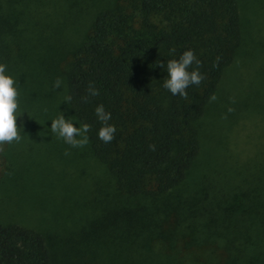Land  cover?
<instances>
[{
	"label": "trees",
	"instance_id": "obj_1",
	"mask_svg": "<svg viewBox=\"0 0 264 264\" xmlns=\"http://www.w3.org/2000/svg\"><path fill=\"white\" fill-rule=\"evenodd\" d=\"M185 48L203 78L173 96L160 64ZM0 63L24 111L0 264H264V0H0ZM59 111L84 146L48 132Z\"/></svg>",
	"mask_w": 264,
	"mask_h": 264
},
{
	"label": "clouds",
	"instance_id": "obj_2",
	"mask_svg": "<svg viewBox=\"0 0 264 264\" xmlns=\"http://www.w3.org/2000/svg\"><path fill=\"white\" fill-rule=\"evenodd\" d=\"M159 64V63H158ZM200 61L197 59L191 48H185L178 56L167 59L161 67H163L166 75L161 79V87L166 89L171 95H179L185 97L187 95L185 89L189 85H198L203 78V74L199 71ZM62 80L57 77L51 83L52 89L62 87ZM87 95L80 97L84 103L88 102L89 96H97L98 89L89 82L86 88ZM18 82L6 70V65L0 63V144L14 143L21 140V128L16 124V118L21 112L18 100ZM215 100V96L210 97ZM72 100L70 94H64L62 102L67 104ZM231 109H229L230 111ZM46 111V109H45ZM94 115L100 126L96 129V137L104 143H108L113 139V133L116 131L115 126L108 123L110 113L105 111L102 104H96L93 108ZM47 126L48 132L60 139L72 148H79L88 142L87 132L89 125L80 123L74 126L71 118H66L60 111L50 120ZM152 149L153 145H149Z\"/></svg>",
	"mask_w": 264,
	"mask_h": 264
},
{
	"label": "rangeland",
	"instance_id": "obj_3",
	"mask_svg": "<svg viewBox=\"0 0 264 264\" xmlns=\"http://www.w3.org/2000/svg\"><path fill=\"white\" fill-rule=\"evenodd\" d=\"M245 125H247V124H245ZM244 126L241 127V129L238 131V134H237V136L239 135L238 139H241V140L243 139L244 140L245 134L248 133V129L244 128ZM249 128H250V125H249ZM240 142H242V141H240ZM241 145H242V143H241ZM243 145H247V143H243ZM0 147H1V144H0ZM17 148H19V150L20 149L22 150V136H21V140L17 143ZM0 150H1V148H0ZM1 161L2 160H0V172L2 171V167H3V163ZM10 199H11V197H10ZM20 208H21V206H20ZM12 211H14V209L10 207L8 213L5 212L3 214H0V218L2 220H4V219H7V220H16V219H18L19 218V215L18 214H15V213L14 214H11L10 212H12ZM8 214H10L11 216L8 215Z\"/></svg>",
	"mask_w": 264,
	"mask_h": 264
}]
</instances>
